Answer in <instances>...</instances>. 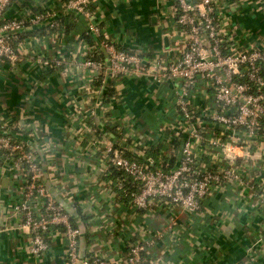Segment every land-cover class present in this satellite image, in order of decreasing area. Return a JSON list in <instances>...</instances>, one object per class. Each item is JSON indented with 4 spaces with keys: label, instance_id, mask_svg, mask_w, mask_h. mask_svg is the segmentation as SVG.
Returning a JSON list of instances; mask_svg holds the SVG:
<instances>
[{
    "label": "crops",
    "instance_id": "0c3cea01",
    "mask_svg": "<svg viewBox=\"0 0 264 264\" xmlns=\"http://www.w3.org/2000/svg\"><path fill=\"white\" fill-rule=\"evenodd\" d=\"M217 1L239 44L264 41V0ZM67 2L15 0L6 9L4 21H29L46 11L57 15L39 25L27 22L18 43L23 57L0 61V117L12 124L17 142L35 149L47 189L78 206L87 232L81 254L123 261L137 237L153 241L146 254L151 264H264V209L248 188L213 190L195 215L162 201L139 209L100 158L112 143L128 158L159 162L169 153L165 158L177 164L179 138L169 146V127L177 119L173 84L128 74L111 85L78 64L92 48L106 58L105 37L149 64L167 60L182 43L174 0H96L89 14L69 9ZM92 24L100 32L89 31ZM42 57L65 63L45 68ZM18 175L14 159L0 151V264H66L67 240L60 230L47 234V251H31L30 232L15 211L25 198ZM263 181L264 170V196Z\"/></svg>",
    "mask_w": 264,
    "mask_h": 264
},
{
    "label": "built area",
    "instance_id": "2783aa9c",
    "mask_svg": "<svg viewBox=\"0 0 264 264\" xmlns=\"http://www.w3.org/2000/svg\"><path fill=\"white\" fill-rule=\"evenodd\" d=\"M13 1L0 0V61L10 63L23 57L22 45L18 43L26 23L39 25L57 15L46 11L29 21H4L6 9ZM95 1L68 0L67 7L89 14ZM174 2L182 43L173 48L167 60L149 64L139 54L121 49L105 37L101 43L107 57H98V50L92 48L78 64L82 71L102 77L103 82L111 80V85L128 74L148 75L157 82L168 80L173 84L177 119L169 127V146L172 148L179 138L177 164L172 165L165 158L169 153L162 155L159 162L149 157L128 158L112 143L104 148L100 158L122 173L118 187L139 209L150 210L154 203L162 201L195 215L203 211L213 190L229 184L248 188L250 197H257L264 209L259 183L264 170V41L259 45L239 44L217 0ZM89 31L97 33L100 28L92 24ZM39 62L45 68L65 63L45 57ZM13 129L6 118L0 117V151L21 169L18 176L23 179L25 198L15 211L21 214L23 227L30 232L33 253L47 251V234L60 230L67 240L66 264H151L146 254L153 241L137 237L131 238L124 262L81 254L79 226L73 224L71 215L42 181L35 149L27 151L24 143L7 134Z\"/></svg>",
    "mask_w": 264,
    "mask_h": 264
},
{
    "label": "water",
    "instance_id": "95a60500",
    "mask_svg": "<svg viewBox=\"0 0 264 264\" xmlns=\"http://www.w3.org/2000/svg\"><path fill=\"white\" fill-rule=\"evenodd\" d=\"M56 17V16H55ZM53 17V18H55ZM146 62V61H145ZM0 134H3V132L0 131ZM7 134H11L12 136L16 137L19 136L15 131H10ZM45 169V166H44ZM5 184V182H4ZM48 191L52 194V196L64 207V209L71 215L72 218L75 219L77 222L80 230H81V250L84 251L87 248V232H86V227L83 224L81 217L79 216L78 212L76 209L73 208L72 205H70L66 200L62 199L61 196L55 191L54 188H49Z\"/></svg>",
    "mask_w": 264,
    "mask_h": 264
},
{
    "label": "trees",
    "instance_id": "16d2710c",
    "mask_svg": "<svg viewBox=\"0 0 264 264\" xmlns=\"http://www.w3.org/2000/svg\"><path fill=\"white\" fill-rule=\"evenodd\" d=\"M59 24H60V22L57 21V22L53 25V27L58 28V27H59ZM84 38H85L86 41L89 40V41L93 42V41H92V38H90V36H88V37L85 36ZM111 172L113 173L114 176L117 175L118 177L122 178V173L119 172V171H117L114 167H112Z\"/></svg>",
    "mask_w": 264,
    "mask_h": 264
}]
</instances>
